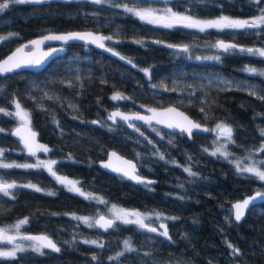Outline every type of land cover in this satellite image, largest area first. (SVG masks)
Returning <instances> with one entry per match:
<instances>
[{
    "label": "trees",
    "instance_id": "16d2710c",
    "mask_svg": "<svg viewBox=\"0 0 264 264\" xmlns=\"http://www.w3.org/2000/svg\"><path fill=\"white\" fill-rule=\"evenodd\" d=\"M125 4L169 6L198 18H251L264 8V2L256 0H102L99 4L45 0L10 3L0 12V36L6 38L0 39V58L45 32L90 29L112 37L105 49L67 44L40 71L0 76V162L22 165L33 159L12 133L21 122L15 115L18 102L29 113L40 140L50 145V155L57 159L54 169L77 177L84 193L96 198L69 191L43 167L0 168V181L17 184L11 195L0 193V226L26 218L20 227L25 240L28 233H44L59 248L42 247L37 252L34 246H25L15 257H0V264H264V201L252 205L238 223L230 205L253 190L264 191L263 181L238 172L229 158L211 155L210 134L197 133L188 139L169 132L172 143L162 144L158 152L145 144L139 135L143 131L111 128L106 121L108 111L117 106L132 111L146 101L174 104L200 123L228 124L234 141L228 148L236 155L264 157L258 151L264 145V76L259 74L264 57L231 50L218 51L216 61L193 60L184 51L187 46V51L196 53L194 47H208L220 38L264 48V26L205 31L177 25L166 28L126 12ZM245 65L256 67L257 72L245 71ZM152 87L166 92L149 97ZM116 93L126 99L113 100ZM109 149L135 160L139 172L155 181L132 183L101 169L98 161ZM146 165L149 171L143 170ZM29 183L42 191L22 187ZM111 203L161 215L145 220L147 228L116 220L107 230L75 218L106 214ZM162 224L170 240L159 234ZM93 240L98 243H85ZM125 240L133 251L125 250ZM12 246L8 240L0 242V248ZM234 249L239 253L233 254ZM118 253L123 255L117 257Z\"/></svg>",
    "mask_w": 264,
    "mask_h": 264
},
{
    "label": "snow or ice",
    "instance_id": "6c2138e0",
    "mask_svg": "<svg viewBox=\"0 0 264 264\" xmlns=\"http://www.w3.org/2000/svg\"><path fill=\"white\" fill-rule=\"evenodd\" d=\"M24 2H35V3H43L45 0H5L4 3H0V12L4 11L9 7L10 3H24ZM95 3L99 4L102 2V0H94ZM110 2V0H109ZM257 4L264 2V0H256ZM119 6V5H116ZM124 9L128 13H132L136 17H138L140 20L153 25H161L166 28H172L176 25H182L186 28H195L199 29L200 31H204L205 29L209 28H215V29H254V28H261V26H264V8L260 9L261 15L251 19V20H239V19H230L227 16H221L218 19L214 20H199L196 18H193L192 16L183 15L177 12H174L171 8H164V9H154V8H148V9H137L134 7H128L126 4L123 5ZM264 30V29H262ZM0 39H6L4 37H0ZM112 37H104L95 35L91 32H73V33H67L62 35H49L45 36L43 40L39 41H31V45H33L35 48H39L41 44L44 43V41H63L67 43L68 41L73 40H80V41H88L91 43L96 44L100 48H104L105 45L103 43L104 40H111ZM138 43H142L141 41H138ZM28 47L27 45L23 46L20 49H17V53H22L24 51V48ZM169 47H177L173 45H169ZM215 47H218L220 49H223L224 51H231L235 50L238 46L234 44H226L224 41H219ZM241 52H246L250 55H256L260 57H264V48H240ZM57 49L53 48L51 51L44 52L42 54L41 58L38 59H17V53H14L12 56H9L7 60L3 61L2 64H0V73H6L10 72L15 68H20L22 65H40L42 63V60L44 58L52 56ZM108 51H112V49H108ZM184 51H187V46H184ZM118 55V53H115ZM121 59H124V57H120ZM209 59H219V57H210ZM128 63L131 64L132 61L128 60ZM147 71V70H144ZM245 71L250 73H256L257 69L255 68H246ZM259 74L261 76H264V70H260ZM113 100L118 99H126L122 94L116 93L113 97ZM16 109L17 112L15 113L16 116L20 118L21 121L24 122V128H25V134H22V130L20 128H17L15 130V135L20 136L21 140L23 141L25 149L28 151L29 154L35 155L38 150H43L44 152L49 151V149L43 145L35 144V133L31 131L30 128L27 127V125L30 123L29 120V113L24 111L21 108V105L16 102ZM0 111H3L0 109ZM149 111L152 112V116L150 117H144L137 115L134 118L145 120L147 123H151L152 120H156L157 123H166L167 127L169 128H177L180 129L182 132H187L189 136L192 135L193 129H200V125L190 120L188 117L184 116L183 113L178 112L174 108L166 109L164 112H157L155 109H149ZM117 116L121 117L123 120L127 121L130 119L129 116L124 115L120 112L112 113L109 116V119H115ZM95 123V122H94ZM2 131V129H0ZM204 131H209V129H204ZM215 131L217 133V138L224 137L226 138L228 143H234L232 140V128L224 123H220L216 125V128L211 130ZM261 136H264V129H261ZM207 151V150H205ZM260 152H264V145H261L260 149L258 150ZM219 153L224 159H227L230 153L226 150V145L221 144L218 146L214 152L211 153V155H217ZM3 155V150L0 149V156ZM112 157H116L117 159H120L117 157L116 153L111 154ZM160 158L163 159V155L160 154ZM251 159V157H249ZM57 163L55 160L50 161H43L40 160L36 164H7L0 162V168H46L47 171L61 184H64L66 187H68L69 191L78 193L81 196H84L86 199H96L92 194L84 193L79 187H77L78 182L68 180L66 177H61L56 174V172L53 170V166ZM124 165H127L128 169H131V171L126 170L125 168L121 167H115L113 168L114 171L122 172L125 176L129 177L130 179L136 180L137 182H143L141 178L134 174L135 172V164H133L131 161H122ZM235 164V167L238 172L240 173H251L255 175L259 180L264 181V170H262L260 167L257 166V164L253 163L252 165H244L242 160H236L233 161ZM261 164H264V161L260 162ZM104 167H113L111 161L104 165ZM185 172H188L190 175H196V173H193L190 168H185ZM151 183V182H148ZM182 186V185H181ZM17 187V184L15 182L8 183L5 181H0V193H3L5 196L11 195L10 190ZM22 187L26 188H32L35 191H42L41 188L34 184H26L22 185ZM49 195H53L54 193L49 192ZM257 197L264 198V194L257 193L255 197H250L248 199H244L243 202L236 203L233 208L235 210V220L240 221L241 218L245 214V209L248 208L250 202ZM101 203H106L102 199L100 200ZM112 213V219H106L104 216H100L99 219H95L94 221L90 222L91 218L89 217H75L76 219L83 220L85 224H87L89 227L99 226L105 230H107L110 227H113L114 221L119 220L120 222L124 224H136L141 228H147L148 226L145 224V219L147 218L145 214L140 213L138 211H128L125 209H119L116 205H113L110 209ZM157 217H159L161 214L157 213ZM169 219H175V218H169ZM27 219L20 220L18 223H16L13 227L18 231L21 225L26 224ZM161 228L164 230L160 232L159 234L161 236L167 237L169 240L171 237L168 235V231L165 225H160ZM151 232H157V228H148ZM0 239L12 241L13 237L7 235L6 229H0ZM26 239L37 241L36 245H34V250L37 252H40L42 247H48L52 248L56 251H59V248L56 247V245L46 236H31L26 237ZM85 243H92L97 244L98 242L93 241H85ZM99 247H103L102 244L98 245ZM124 247L126 251H133L134 249L131 246V243L129 240L124 241ZM231 247V245H230ZM24 251V249L17 247V249H14L12 251H0V257H15L16 251ZM239 253V249H234L233 254ZM123 255V253H118L117 257ZM117 257H110V259H116ZM95 259V257H94Z\"/></svg>",
    "mask_w": 264,
    "mask_h": 264
},
{
    "label": "water",
    "instance_id": "95a60500",
    "mask_svg": "<svg viewBox=\"0 0 264 264\" xmlns=\"http://www.w3.org/2000/svg\"><path fill=\"white\" fill-rule=\"evenodd\" d=\"M177 26H182V25H177ZM73 32H80V33H84V32H91L95 35H99V36H104V37H107L106 34H103L101 32H97V31H94V30H90V29H84V30H79V29H76V30H68V31H61V32H45V33H42V34H39L37 36H34L24 42H21L19 44H17L16 46H14L5 56H3L2 58H0V64L3 63V61L7 60L9 56H12L14 53H17V49H20L22 48L23 46L27 45L28 47L24 48V51L22 53H17V56L16 58L17 59H38V58H41L42 57V54L44 52H48V51H51V49L55 48L57 49V51L50 57H47V58H44L42 60V63L38 66L36 65H22L20 68H15L13 69L12 71L10 72H6V73H0V76H4L6 74H9V73H12V72H16V71H20V70H29V71H33V72H37V71H40L42 70L43 68H45V66L53 59L55 58L56 56L62 54L65 49H66V45L67 44H71V43H80V44H83V45H88V46H91V47H95V48H98V49H105L106 48V41L107 40H104L103 43L105 45L104 48H100L98 47L96 44L94 43H91V42H88V41H80V40H73V41H68L67 43L63 42V41H44L43 44H41L39 46V48H35L33 45H31V41H39V40H43V38L45 36H49V35H62V34H67V33H73ZM219 41H224L226 44H234V45H237L238 47L236 48V50H239L240 48H253L255 49V47H247V46H244V45H241V44H238L234 41H229V40H225V39H217L216 40V45ZM177 48H183L182 46H178L177 45ZM217 49L221 50L220 48L217 47ZM159 89H162V88H159ZM143 111H136V110H132V111H124L122 109H120L119 107H114L112 109H110L106 115V119L109 123H116L117 121H120V122H124V123H129V122H140L142 123L143 125L147 126V125H158L160 126L161 128L163 129H166L168 131H175V132H178V133H184L188 139H191L192 138V135L194 132H199L201 134H211L212 133V127L208 124H203V123H200L198 122L197 120L193 119L188 113H186L183 109H181L180 107H178L177 105H174V104H167L165 106H161V107H157V106H153V105H150V106H143ZM169 108H174L176 109L178 112L180 113H183L184 116L188 117L190 120H192L193 122L199 124L201 127L200 129H193V132H192V135L189 136L187 134V132H182L180 129H177V128H169L167 127V124L166 123H157L156 120H152L151 123H147L145 120H140V119H135L134 117L137 116V115H140V116H144V117H150L152 116V112L149 111V109H155L157 112H164L166 109H169ZM115 112H120L124 115H127L130 117L129 120L125 121L123 120L121 117L117 116L114 120L113 119H109V116L112 114V113H115ZM28 128L31 129L32 132H34L36 135H35V144H38V145H43L45 147H47L49 149V151L47 152H44L43 150H38L36 152L35 155H47L48 153L51 152V147L50 145H48L47 143H44L43 141L40 140L39 138V134L38 132L32 127V125L29 123L27 125ZM17 128H20L22 130V134H25V128H24V122L21 121L19 124H16L13 126L12 128V133L13 135H15V130ZM204 129H209V131H204ZM17 138L20 139V142H21V145L24 147V144H23V141L21 140L20 136L18 135H15ZM25 148V147H24ZM26 151V154L27 155H31L28 153V151L25 149ZM116 153L117 154V157H119L120 159H117L116 157H112V153ZM111 161L113 167L109 168V167H104L105 164L109 163ZM122 161H131L133 164H135L136 168H135V172L134 174L139 176L141 178V180L143 182H137L136 180H133V179H130L129 177L125 176L122 172H118V171H114L113 168L115 167H121V168H125L126 170L128 171H131V169H128L127 168V165H124L122 163ZM98 166L107 171V172H110V173H115V174H118L124 178H126L127 180H129L130 182L132 183H148V182H151L153 183L155 181V179L153 178H148V177H145L143 175H141L140 173H138V168H137V164H136V161L125 156V155H122L121 153L117 152L116 150L114 149H109L107 151V154H106V157L104 159H101L98 161ZM262 193L264 194V191L262 190H253L251 191L250 193L246 194L245 196H243L242 198L240 199H237V200H234L231 202V211H232V218L235 222H240L244 216L241 218L240 221H236L235 220V210L233 208V206L238 203V202H243L244 199H248L250 197H255L257 193ZM264 201V198H260V197H257L256 199L252 200L248 206L247 209H245V213L246 211L254 204L256 203H260V202H263ZM100 216H104L106 219H112V217H109L107 216L106 214H101L97 217V219H99ZM115 222V221H114ZM103 229V228H102ZM105 230V229H104ZM27 237H31V236H46L47 238H49L55 245L56 247L58 248V245L57 243L52 239L50 238L49 236H47L46 234L44 233H28L26 235ZM37 242V241H35ZM39 243V242H37ZM48 248V247H46ZM48 249H51V250H54L52 248H48ZM232 264H241L239 262H235V263H232Z\"/></svg>",
    "mask_w": 264,
    "mask_h": 264
},
{
    "label": "rangeland",
    "instance_id": "374dc122",
    "mask_svg": "<svg viewBox=\"0 0 264 264\" xmlns=\"http://www.w3.org/2000/svg\"><path fill=\"white\" fill-rule=\"evenodd\" d=\"M134 8H137V9H148V8H154V9H164V8H171L169 6H141V7H134ZM172 9V8H171ZM174 12H177V13H180V14H183V15H188L190 16L189 14L187 13H184V12H179V11H176L174 9H172ZM261 15V14H259ZM257 15V16H259ZM221 16H227L229 17L230 19H239V20H251L255 17H251V18H244V17H235V16H229V15H217V16H214V17H211V18H198V17H194L192 16L193 18H196V19H199V20H214V19H218L220 18ZM211 29V28H209ZM199 30V29H197ZM205 30H208V29H205ZM204 30V31H205ZM0 37H4V36H0ZM193 51L196 52L195 54V57H197L198 59H203V60H208V61H216L218 59H209L210 57H219V50L216 49L215 47V41L209 45L208 47L206 46H199V47H194L193 48ZM185 55L187 57L191 56L192 55V51L191 50H188L186 51ZM246 68H255L257 69L256 67H249V66H246ZM220 123H224V122H217L215 125H214V129L216 128V125L217 124H220ZM226 124V123H224ZM228 125V124H226ZM229 126V125H228ZM232 140H233V137H232ZM211 142H212V148H211V151L214 152L215 149L220 146L221 144H224L226 145V150L230 153V155L228 156V158L233 162V161H236V160H242L243 161V164L241 165V167H243L244 165H252L253 163L257 164L258 167H260L262 170H264V164H261L260 162L261 161H264V157H255L254 155L252 154H245L243 156H238L236 155L234 152H232L229 148H228V145L230 143L227 142L226 138L224 137H220V138H217V134L215 136L212 137L211 139ZM254 151H257V150H254ZM253 151V152H254ZM219 154V153H217ZM220 155V154H219ZM33 156V159L29 162V164H36L38 161L40 160H43V161H50V160H57L55 159L54 157L52 156H47V155H42V156H39V155H32ZM249 157H251V159H249ZM235 165V164H234ZM251 174V173H250ZM58 176H61V177H66L68 180H72V181H76L78 182L77 184V187H79L81 190H82V186L79 182V179H76V178H72V177H69L68 175L62 173V174H57ZM253 175V174H252ZM255 176V175H254ZM256 177V176H255ZM257 178V177H256ZM258 179V178H257ZM264 182V181H263ZM61 184V183H60ZM63 186H65L64 184H61ZM66 187V186H65ZM68 189V187H66ZM83 191V190H82ZM84 192V191H83ZM113 205H116L114 203H111L107 209V215H109V217H112V213L110 211V209L112 208ZM117 208L119 209H124L123 207L119 206V205H116ZM126 210V209H125ZM129 211V210H128ZM89 218H91L90 221H94L95 219H97V216L95 217H91V216H88ZM22 220V219H20ZM20 220H16L14 221L13 223L11 224H7V225H4V226H0V229H6L7 230V235L9 236H12L13 237V240L12 241H9V242H13V246L12 247H8V248H0V251H12L14 249H17V247L19 248H24L25 246L26 247H33L34 245L37 244V242L33 241V240H29V239H24L22 237V231H20V228L19 230L17 231L15 229V227H13L16 223H18ZM15 238V239H14ZM17 240V241H16ZM6 240L4 239H0V242H5Z\"/></svg>",
    "mask_w": 264,
    "mask_h": 264
},
{
    "label": "flooded vegetation",
    "instance_id": "af4514ba",
    "mask_svg": "<svg viewBox=\"0 0 264 264\" xmlns=\"http://www.w3.org/2000/svg\"><path fill=\"white\" fill-rule=\"evenodd\" d=\"M226 40H229V39H226ZM229 41H231V40H229ZM256 49H258V48H256ZM219 52H226V51H224L223 49H221V50H219ZM195 54L196 53H193L188 58L193 59V60H199L197 57H195ZM127 62H128V60H127ZM245 66H249V65H245ZM249 67H251V66H249ZM165 92L166 91H165L164 88L163 89L153 88V90L149 92L148 96L149 97H159L160 94L165 93ZM118 100L121 101L123 99H118ZM166 104H168V103H166ZM166 104H164V105H166ZM150 105L157 106V107L164 106V105H161L159 103H152V102L146 101V102L138 103L137 106H136V108H133L132 110L143 111V108H142L143 106H150ZM117 107H119V106H117ZM106 121H107V119H106ZM215 124L211 125L212 130L214 129V125ZM109 125H110L111 128H117V127H121L122 126L124 129H127L128 131H130V130H137V129H139L140 131H143L142 133L140 132L139 135L144 138L145 144L153 147L158 152L161 151L160 146L162 144H166V143H170L171 144L172 143V140L166 134L169 135V132H175V131H168L166 129H163V128H161L158 125H153L152 124V125L145 126L142 123L135 122V121L129 122L128 124L127 123H124V122L117 121L116 123H113V124L112 123H109ZM197 133H199V132H194L193 135L194 134H197ZM180 134L185 135L184 133H180ZM216 134L217 133L215 131H212V133H211L212 136H215ZM160 154H162V153H160ZM30 156H32V155H30ZM39 156H42V155H39ZM47 156H51L50 153H48ZM52 157H54V156H52ZM54 167H55V165L53 166V170L56 172V174H62L61 172H58L56 169H54ZM143 170L144 171H149L148 165L143 166ZM138 173H140L141 175L147 177L146 175H144L145 173L139 172V169H138ZM69 177H71V176H69ZM72 178L78 179L77 177H72ZM126 210H129V211H137L136 209H132V208H129V209H126ZM138 212L145 214V216L147 217L145 220L150 219V218H153L157 214L154 210H146V211H142V212L141 211H138Z\"/></svg>",
    "mask_w": 264,
    "mask_h": 264
},
{
    "label": "bare ground",
    "instance_id": "6f19581e",
    "mask_svg": "<svg viewBox=\"0 0 264 264\" xmlns=\"http://www.w3.org/2000/svg\"><path fill=\"white\" fill-rule=\"evenodd\" d=\"M210 135H211V134H210ZM166 141H167V140H166ZM115 222H116V221H115ZM115 222H114V223H115Z\"/></svg>",
    "mask_w": 264,
    "mask_h": 264
}]
</instances>
